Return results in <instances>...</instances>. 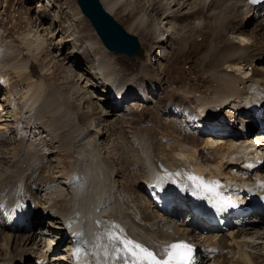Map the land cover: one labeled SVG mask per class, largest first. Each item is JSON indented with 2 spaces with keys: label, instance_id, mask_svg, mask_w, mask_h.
I'll return each instance as SVG.
<instances>
[{
  "label": "bare ground",
  "instance_id": "1",
  "mask_svg": "<svg viewBox=\"0 0 264 264\" xmlns=\"http://www.w3.org/2000/svg\"><path fill=\"white\" fill-rule=\"evenodd\" d=\"M121 1L100 0L109 13L117 11L124 16L127 10L121 8ZM160 1L156 0L155 6L154 0H137L145 10L154 8L157 14L156 7L159 5L161 8L157 9L161 11L158 17L152 16L147 20L136 15L126 25L128 32L143 28L150 45H141L142 55L144 53L146 58L138 61L136 68L128 69V66L121 67L116 62H109L110 68L104 73L99 66L91 67L77 60L81 51L75 44L69 48V54L62 57L63 46L56 50L55 55H49L48 64H60L73 80L72 89L79 96L76 104H72L70 94L68 96L58 86L52 85L51 80L45 86L46 78L43 75L53 72H47L50 69L48 64L44 72L41 66L39 70L35 68V60L43 50L44 40L40 34L33 36L28 32L22 37L24 43L17 45L20 54L26 50L32 55L30 63L32 69L34 66V73H31V67L27 69L26 59L8 68L10 75L9 70H4L0 64V205L13 207L26 203L31 209V227L28 231L4 230L6 228H2L0 222V264H23L19 260L24 261L33 255L36 263L40 259L45 264H124L122 256L113 254V246L106 235L109 230H122L128 237L156 252L160 258H163L164 249L170 242L187 238L201 248L209 245L221 252L231 251L235 247L237 258L243 263L221 256L224 254L210 257L211 253L203 248L206 256L201 257L202 262L264 264V253H261L264 241L263 246L258 242V239H263L264 229L259 232L261 227L246 223L235 231L217 234L219 227L210 223L213 215L227 221L225 207L229 201L221 193L230 199L238 198L245 202L239 193L252 188L254 181L264 180V165L258 168L251 165L264 156V144L253 138L251 133H243L246 126L255 128V124L264 119V112H260V115L255 112L258 115L255 117L254 110L248 105L255 103L259 108L264 101V36H260L263 40L261 43L255 40L254 45L247 44L245 29L250 21L257 20L256 28L264 32V6L251 0H162L165 5ZM147 21L152 24L148 25ZM41 24L44 25V22ZM189 26L199 36L204 29L212 31L209 51L202 58L199 68H203L207 75L205 90L210 95L206 96L203 90L194 94L189 86L183 85L175 89L182 93L173 95L177 102L164 98L161 105L159 98L167 90L163 76L167 65H163V62L171 60L170 49L186 34ZM42 31L47 30L42 28ZM231 34L241 38L238 44L230 39ZM3 40L5 38L0 34V43ZM26 41H31L36 53L31 54ZM17 46L10 45L1 54L10 57L18 52ZM155 47L160 49L159 53L162 52L160 57L156 55L161 62L159 66L153 64L155 67H152ZM184 47L186 43L181 46L182 51ZM7 57L5 61L10 60ZM128 58L133 60V57ZM68 62L69 66H65ZM242 65L247 67L243 68ZM238 67L243 70L234 73ZM24 76L27 80H22ZM15 81H26L27 86L26 102L20 108L15 103V93L10 91L13 88L10 85ZM171 91L168 93L171 94ZM55 102L66 113L62 116L65 125L70 124L68 131H64L66 137L53 134L42 121L45 114L53 122L55 119L62 121V117H54L51 109ZM227 102L232 103L234 108L237 106L244 116L240 119L242 130L239 134L233 129L228 130L230 127L236 128L235 120L222 117ZM84 104L91 108L82 112L80 110ZM187 104L194 106L190 108ZM159 105L160 109L157 107ZM151 108H156L161 118L159 123L175 125L173 133L176 140L165 142L159 130L153 126L147 127L149 122L143 118ZM23 118L29 119L32 137L46 133L39 137V142L29 143L34 144V157L24 142ZM1 119L10 123H2ZM121 121L126 122L132 133L128 141L135 150L133 148L132 153L128 154L131 156L129 158L126 153L128 146L123 145L124 130L114 137L111 133L114 129L109 134L103 130L105 123L113 125ZM191 122L198 123L200 132L208 133L203 145L216 149H213L217 154L213 160L203 159L201 153L195 152L196 145L201 143L196 144L195 132L189 129ZM214 131L224 136L227 134V137L210 133ZM109 137L112 144H107ZM52 140L57 143L54 148L60 147L68 157L69 167L63 180H58L59 176L44 175L43 165L51 151ZM189 141L193 145H189ZM243 152H247L249 157L242 160L239 157ZM234 154L238 157L234 158ZM56 159L58 161L59 158ZM240 159L245 167L234 163ZM227 167L232 172H225L224 168ZM49 168L54 173L51 160ZM174 173L179 175H171ZM230 174L233 177L237 175V179ZM193 175L201 180H189L188 177ZM220 176L225 179H220ZM201 181L214 190L208 192L203 187H196ZM30 209L16 214V219H26ZM12 216L7 212L0 218L11 221ZM33 224L37 226V231L33 230ZM246 247L250 248L249 251ZM251 248H254L253 251Z\"/></svg>",
  "mask_w": 264,
  "mask_h": 264
},
{
  "label": "rangeland",
  "instance_id": "2",
  "mask_svg": "<svg viewBox=\"0 0 264 264\" xmlns=\"http://www.w3.org/2000/svg\"><path fill=\"white\" fill-rule=\"evenodd\" d=\"M160 2H161V4L165 5L162 0ZM153 4H155V6H156V4H157L156 0H154ZM157 6L159 7V5H157ZM158 7H156V10H157V14H156L155 11L153 10L154 8L151 9L150 11L146 9L147 10L146 11L145 8L143 7V5L138 3L137 0H122L121 1V8H125L127 10V14L122 16L121 14L117 13V11H115L111 15L127 30V26H126L127 23L129 22L130 19H132L136 15L140 16V18L142 20L143 19L147 20L149 18H152V16L158 17V12L161 11V10H159L161 7H159V9H157ZM42 12H44V13H42ZM43 18H45V20L43 21L44 25L41 24V23H43V22H41V20ZM51 18H53V20H51ZM256 21L257 20H252V21H250V23L248 25L245 26V29L247 31V36H246L247 44H251V45L253 44L254 45L255 40H257V42H259V43H261L263 41L262 38H260V36L263 37L264 32H262V31L258 30V28H256V25H257ZM245 22H246V20H245ZM147 23H148V25L152 24L151 21H147ZM42 28L43 29L45 28L47 31H45V32L42 31ZM28 32L33 34V36H35L36 34H40L44 40V43L42 46L43 50L41 53H39V56L35 60V68L37 70H39V68L41 66L43 68H40V69H42V70L44 69L43 72L45 70H47L48 68H50V69H48L47 72H51V70H53V72H51L50 74L43 75L46 78L45 86H47L48 81L51 80L52 85L58 86L65 93H68V96H69V94L71 95V100L73 99L72 104H76L77 100L79 98L78 93L76 92V94H75V92H74L76 90L72 89L73 80L70 78V76L66 72V70L63 67H60V64H56L53 62L48 64V61H50L49 60L50 56L52 55V53H53V55H55V52H57L56 50L58 48L63 46L61 49L63 51V54L61 55V57H62L65 54H69V48L75 44L76 45L75 47L81 51L79 54L80 58H77V60L82 61L85 64H89V66H91V67L99 66L103 69L104 73H107L109 68H110L109 62H116L121 67L122 66L123 67L128 66L127 67L128 69H131V68L133 69V68L137 67L138 61H140V60L142 61L146 58V55H144V53H143V55L141 54V55L133 57V60H128V59H132V58H128L124 54L115 53V52H111V51L106 50V48L103 47L101 40L96 35V33H95L93 27L91 26L89 20L80 12L78 5L76 3V0H40L39 2H38V0H0V34H2L3 37L5 38V40H3L4 43H3V41L0 43V56H1L0 57V59H1L0 64L3 66V69L5 68V69H7V71L9 70L8 75H10L9 74L10 69H8V68H10L11 66H14V65H19V60H21V59L28 60V62L25 63L27 65V69L30 68L32 65V63H30V62H32V59L30 58L32 55H30V53L27 52L26 50H23V54H20L19 47L17 46L20 42L24 43L22 37L24 34H26ZM129 33L134 34L137 37L140 45L144 44V46H146V47L150 46L148 44V40L145 36V31L143 28L129 32ZM254 35H255V37H254ZM251 36H253V38ZM230 39H233L234 44H238L237 42H239L241 38L237 35L231 34ZM249 39H251V40H249ZM211 41H212L211 29L210 30H208V28L204 29V33L201 36H199L197 31L195 29H192L191 26H189V29H186V34L179 39L177 44L173 46L172 50L170 49V51H171V54H170L171 56L169 55V58H171V60H169L170 62L169 61L163 62V65H165V64L167 65L166 68L163 70L164 71L163 76L165 75L166 82H167L165 84V90L166 89L167 90L165 91L166 92L165 95L163 94L164 96L159 98V102L161 105L163 104L164 98H168L169 101L177 102L178 100L174 97V96H176L175 94H182V93H180V92L178 93L177 90L175 91V89H177L183 85L189 86V90L194 91V94L197 91L203 90L204 94L206 96L210 95L208 93L209 91L205 90L206 76L207 75L204 74V71H202L203 68L202 69H199V68L202 64V58L209 51ZM185 43H186V47H184L185 49L182 51L181 46ZM26 44L29 47L31 54L37 52V51H35L34 47L32 46L31 41H26ZM4 45H5V47H4ZM10 45L17 46L18 52L13 53L10 57H7L8 54H6L5 56L7 57V59H10V60L5 61L6 57H4L1 53H2V51H4V49L6 47H9ZM46 48H47V50H46ZM159 50L160 49L156 48V47L153 50L155 57H153L152 67H155L156 65H158V66L160 65L159 63L161 62V60L158 58L162 55L161 54L162 52L159 53ZM24 51H25V54H24ZM156 55H158L159 57H156ZM2 57H4V58H2ZM61 57L59 56V58H61ZM134 58H137V60ZM125 60H127V61H125ZM104 61L105 62L107 61V63H106L107 65L105 64ZM47 64L49 65L48 68L46 67ZM1 65H0V67H1ZM33 65H34V63H33ZM66 65L69 66V62L66 63L65 66ZM242 66H244L243 68L247 67L245 65H242ZM243 68L240 69L238 67V69H234L235 70L234 73L238 74L239 71L243 70ZM31 69H32V67H31ZM220 69L223 70V68H220ZM33 70H34V66H33V69L31 70V73H34ZM24 77L22 78V80H24V79L27 80V77H25V78ZM96 78H98V76H96ZM13 80H15V78ZM99 81L103 82L104 80H99ZM97 82H98V80H97ZM11 85H10V87H13V88L10 91H11V93H15L14 97H15V103L17 104V107H19V108L23 107L25 102H26L25 98H24L25 90L27 88L26 81H23L22 83L15 81V82H13V84L11 83ZM47 88H54V87H47ZM171 89L174 92H172ZM169 90L171 91V94L173 93L172 95L170 93H168ZM71 91H73L74 93ZM167 93H168V95H167ZM154 95L156 96V94H154ZM192 95L193 94H191L190 96H192ZM190 98H192V97H190ZM157 99L158 98H155V100H157ZM231 100H233V99H231ZM235 101H237V100H235ZM188 105L190 108H192L194 106V104H187V106ZM159 106H157L158 109L161 108V106L160 107ZM225 106H227V107L224 108V112L222 114V117H229L230 118L229 120H235V123L238 124V125L237 124L234 125V126H236V128L230 127L228 130L230 131L231 129H233L234 132L239 134V132L242 130L241 125L239 124L240 119H243L244 116L240 114L239 108L237 106L234 108L232 103L227 102V103H225ZM54 107L55 108L57 107L56 108L57 111L55 110ZM61 108L62 107L60 104H58V102H55L54 105L51 106V109L54 111V117L55 118H60L64 115L65 111L61 110ZM90 108H91V106L84 104L82 110H80V111L85 112L86 110H88ZM230 108H232V109L230 110ZM151 109L152 110L149 111L143 118L144 121L149 122V126H147V127L153 126L157 130H159L160 131L159 134H162V138L165 142H168V141L173 142L174 140H176V138L174 136L176 134L173 133L174 129H175V125L174 124L172 125L170 123L163 125L161 120H160L161 123H159V119H161V118H159L160 116H158L159 114H157L156 108H151ZM231 111H234V112L231 114L230 113ZM44 116L42 117L43 119L42 118L41 119L44 122L45 126L47 125L46 126L47 129L50 127V130H49L50 132H52L53 134H58L59 137H63V136L66 137V133L64 131H68L70 124L68 123L67 124L68 126L65 125V123H66V121L64 120L65 118L62 117V121L55 119L53 122L52 119H50V117H48L46 114ZM66 117L69 118L68 116H66ZM2 119H5V118L2 117ZM236 121H238V122H236ZM4 122L7 124L10 123L9 121L2 120V123H4ZM122 123L123 124L125 123V124L123 125ZM192 124H195V125H192ZM197 124L198 123H194V122L192 123L191 122V127L189 126L190 131L195 132V136H196L195 140L197 141L196 144L201 143L200 145H196L194 150L196 153H201V156L203 159L206 158L209 160H213V158L214 157L216 158V155H217L214 151L216 149H214L213 147H207L206 145L205 146L203 145L204 141L207 140L206 135H208V133L204 134L203 132H200V128H198ZM21 126L24 128L23 130L25 131L22 133L26 137V141H24L25 145L27 147H29V150H32V152H33L32 157H34L36 155V154H34V153H36V151H34V147H32V145L34 146L35 143L39 142V137H43L46 133L42 132V133H40V135H36L35 137H32L33 136V134H32L33 129L31 127L29 119L23 118V120L21 122ZM193 126H195V127H193ZM51 127H52V129H51ZM223 127L225 128V125ZM111 129H114L115 131H111ZM26 130H27V132H26ZM57 130L59 133L57 132ZM103 130L106 132L108 131L107 132L108 134L111 131L112 137H114L115 134L122 133V130H124L123 134L125 136H123V138L125 140L123 141V145L126 144L128 146L126 149L127 150L126 151L127 158L131 157L128 154L132 153L133 148L135 150V147L133 146L132 143H130L128 141L129 136L132 133H131L130 129L127 128L125 121H121V123L117 122L113 125H109L108 123H105L103 125ZM62 132H64L63 135L61 134ZM134 132H137V131H134ZM253 132H254V130H253ZM253 132L251 133V135L253 134ZM179 133L180 132H178V134ZM210 133L214 134V135L218 134V135L223 136L225 138L227 137V134H226V136H224V135H221V133H217V131L210 132ZM236 133H235V135L237 137H240V135H237ZM190 134H191V132H190ZM31 141H34V144H32V145L29 144V143H31ZM53 141L54 140H52V144H51L52 146L49 147V148H51V151L48 152V154H47L48 155L47 162L43 165L44 175L50 174L53 176H59L58 180H63L64 176L68 170L67 167H69L68 157H67L66 153H64L63 150L59 149L60 147L54 148V146H56L57 143H55ZM107 142H108L107 144H112V139H110V137H109ZM189 145H193L191 141H189ZM185 147H187V145L184 146V148ZM44 152H46V150H44ZM244 153L245 152L240 153L239 158H242ZM212 155H214V156H212ZM55 157L59 158L58 161H57V159L54 160ZM233 157L237 158L238 155L234 154ZM32 160H33V158L29 162H31ZM50 160H51V165H52L54 173H51L50 168H49ZM52 160H54V161H52ZM242 160L240 159L239 162L238 161L237 162L232 161V162L236 163L240 167H244L246 165L244 164V162H241ZM55 162H57V163H55ZM224 169H225V172H227V170H229V167L224 168ZM229 171H231V170H229ZM230 175H232V177H233V174H230ZM237 177L238 176L236 175L233 178L237 179ZM220 179H225V177L220 176ZM52 180H54V179H52ZM170 198L171 197H168V199H170ZM181 222H183V221H181ZM263 229L264 228H261L258 231L263 232ZM33 230L37 231V226L36 225L34 226V224H33ZM262 236H263V239H258L259 240L258 242L260 245L264 241V234ZM261 246H263V243ZM249 249L250 248L246 247L247 251H249ZM253 249L254 248H251V251H253ZM261 253H264V250H262ZM217 254H224L221 256H226L227 258H229L231 260H239L237 258L238 253L236 252L235 247L233 249H231V251L223 250L221 252L218 250ZM35 260H36V257L33 255L31 257L26 258L24 261L19 260V262L23 263V264H30L31 262H35ZM240 262H242V261H240Z\"/></svg>",
  "mask_w": 264,
  "mask_h": 264
},
{
  "label": "snow or ice",
  "instance_id": "3",
  "mask_svg": "<svg viewBox=\"0 0 264 264\" xmlns=\"http://www.w3.org/2000/svg\"><path fill=\"white\" fill-rule=\"evenodd\" d=\"M171 175H179V173ZM159 179L162 180L163 177ZM188 179L194 182L201 180L194 175L189 176ZM196 187H203L208 192L214 190L202 181ZM97 223L99 224V221ZM106 235L113 246V254L122 256L124 264H190L192 260V246L183 241L168 245L164 249L163 258H160L156 252L128 237L122 230L119 232L109 230Z\"/></svg>",
  "mask_w": 264,
  "mask_h": 264
},
{
  "label": "water",
  "instance_id": "4",
  "mask_svg": "<svg viewBox=\"0 0 264 264\" xmlns=\"http://www.w3.org/2000/svg\"><path fill=\"white\" fill-rule=\"evenodd\" d=\"M81 13L89 20L103 46L128 57L142 54L141 45L101 4L100 0H76Z\"/></svg>",
  "mask_w": 264,
  "mask_h": 264
}]
</instances>
